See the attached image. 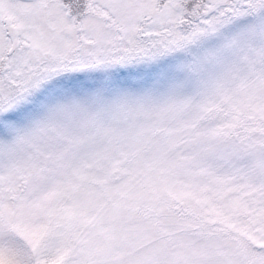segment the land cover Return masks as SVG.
Wrapping results in <instances>:
<instances>
[{
    "label": "snow or ice",
    "instance_id": "obj_1",
    "mask_svg": "<svg viewBox=\"0 0 264 264\" xmlns=\"http://www.w3.org/2000/svg\"><path fill=\"white\" fill-rule=\"evenodd\" d=\"M0 264H264V0H0Z\"/></svg>",
    "mask_w": 264,
    "mask_h": 264
}]
</instances>
